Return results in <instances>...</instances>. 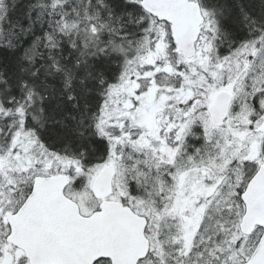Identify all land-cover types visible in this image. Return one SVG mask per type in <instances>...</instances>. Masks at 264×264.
Here are the masks:
<instances>
[{
	"label": "snow or ice",
	"instance_id": "6c2138e0",
	"mask_svg": "<svg viewBox=\"0 0 264 264\" xmlns=\"http://www.w3.org/2000/svg\"><path fill=\"white\" fill-rule=\"evenodd\" d=\"M0 264H264V0H0Z\"/></svg>",
	"mask_w": 264,
	"mask_h": 264
}]
</instances>
